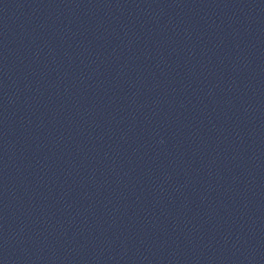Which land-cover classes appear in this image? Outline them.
<instances>
[{"label": "water", "instance_id": "1", "mask_svg": "<svg viewBox=\"0 0 264 264\" xmlns=\"http://www.w3.org/2000/svg\"><path fill=\"white\" fill-rule=\"evenodd\" d=\"M0 264H264V0H0Z\"/></svg>", "mask_w": 264, "mask_h": 264}]
</instances>
